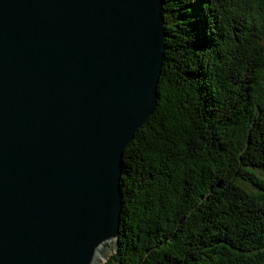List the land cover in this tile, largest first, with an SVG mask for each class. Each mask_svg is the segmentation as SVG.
<instances>
[{"label":"water","instance_id":"1","mask_svg":"<svg viewBox=\"0 0 264 264\" xmlns=\"http://www.w3.org/2000/svg\"><path fill=\"white\" fill-rule=\"evenodd\" d=\"M164 0H0V264H104L155 114Z\"/></svg>","mask_w":264,"mask_h":264},{"label":"trees","instance_id":"2","mask_svg":"<svg viewBox=\"0 0 264 264\" xmlns=\"http://www.w3.org/2000/svg\"><path fill=\"white\" fill-rule=\"evenodd\" d=\"M164 2L159 105L104 264H264V0Z\"/></svg>","mask_w":264,"mask_h":264},{"label":"rangeland","instance_id":"3","mask_svg":"<svg viewBox=\"0 0 264 264\" xmlns=\"http://www.w3.org/2000/svg\"><path fill=\"white\" fill-rule=\"evenodd\" d=\"M102 260H103V262H104V263H106V262H107V261H106V260H104V259H102ZM107 260H108V257H107Z\"/></svg>","mask_w":264,"mask_h":264},{"label":"bare ground","instance_id":"4","mask_svg":"<svg viewBox=\"0 0 264 264\" xmlns=\"http://www.w3.org/2000/svg\"><path fill=\"white\" fill-rule=\"evenodd\" d=\"M165 14V13H164ZM195 20V19H194ZM197 21V20H196ZM193 26V25H192ZM171 78V77H170ZM159 105V104H158ZM124 162V161H123ZM123 166H124V164H123Z\"/></svg>","mask_w":264,"mask_h":264}]
</instances>
